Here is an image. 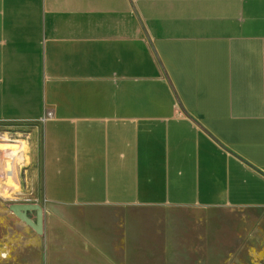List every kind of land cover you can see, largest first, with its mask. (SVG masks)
Here are the masks:
<instances>
[{
  "label": "crops",
  "instance_id": "crops-1",
  "mask_svg": "<svg viewBox=\"0 0 264 264\" xmlns=\"http://www.w3.org/2000/svg\"><path fill=\"white\" fill-rule=\"evenodd\" d=\"M0 123L1 264L264 256V0H0Z\"/></svg>",
  "mask_w": 264,
  "mask_h": 264
},
{
  "label": "rangeland",
  "instance_id": "rangeland-1",
  "mask_svg": "<svg viewBox=\"0 0 264 264\" xmlns=\"http://www.w3.org/2000/svg\"><path fill=\"white\" fill-rule=\"evenodd\" d=\"M12 130H13V127H12ZM0 131L5 133V135H6V132H7V135H8L7 139H6V142H1V143L6 144L5 146L0 144V148L1 149L2 148H12L13 152L16 154L17 157L21 156V155L22 156L26 155L27 149H26V145L25 144L22 146L23 148H20L19 146H15V147L8 146L9 144L15 145L16 144L15 141L18 139L15 136H13V137L9 136V132H10L9 128H6V127L5 128H0ZM9 185L12 186V187L15 186L14 179H12V178L9 179ZM9 212H11V211L9 210L8 205H6L5 203L0 205V220H14V219H9V218L6 217V215H4L6 213L8 214ZM252 221L258 222L259 220H252ZM220 222H221L220 225H221L223 233L226 232L228 227H230L231 230L235 229L236 227H238V228L242 227V225H241L242 220H220ZM257 227H258V225H255V224L252 225L251 226L252 231L255 232ZM1 235H2V231H0V239L2 237ZM223 238H224V240H226V234H224ZM253 238L255 239V241H250L249 244H248V242L246 243L244 241V244H246L250 249L248 247H247V250H245V251H242L240 249L239 252L237 251L233 256H230L229 258L228 257H222V258H220L219 264H264V256L261 258L258 255V252H259L258 242H257L258 234H256V232L253 234ZM236 242H239V241L236 240ZM236 244L237 243L232 244V248H234L236 246ZM240 248H241V244H240ZM225 249L227 251H231L232 250V249H230V247H227L226 244H225ZM222 253H223V251H222ZM225 253L226 252L224 251V254ZM4 258H5V254L3 253L2 248L0 247V264L2 263V260Z\"/></svg>",
  "mask_w": 264,
  "mask_h": 264
},
{
  "label": "water",
  "instance_id": "water-1",
  "mask_svg": "<svg viewBox=\"0 0 264 264\" xmlns=\"http://www.w3.org/2000/svg\"><path fill=\"white\" fill-rule=\"evenodd\" d=\"M9 209L17 218L27 224L37 234H43L44 210L42 206L38 204H12ZM33 211L36 212V222H33L32 219L27 216L28 212Z\"/></svg>",
  "mask_w": 264,
  "mask_h": 264
},
{
  "label": "built area",
  "instance_id": "built-area-1",
  "mask_svg": "<svg viewBox=\"0 0 264 264\" xmlns=\"http://www.w3.org/2000/svg\"><path fill=\"white\" fill-rule=\"evenodd\" d=\"M51 115V113H48V117ZM45 119H46V117L42 120V121H45ZM1 125H3V124H1L0 123V126ZM6 139H7V137H4V135L2 134V132L0 131V142H6ZM21 152V151H20ZM16 157V154L15 153H12V152H10L9 150H6V149H4V155H3V157L5 158V159H8L9 160V158L10 157Z\"/></svg>",
  "mask_w": 264,
  "mask_h": 264
}]
</instances>
